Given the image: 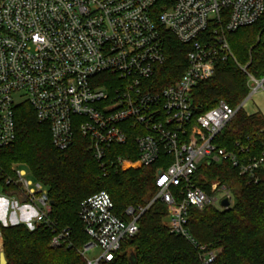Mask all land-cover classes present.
Returning a JSON list of instances; mask_svg holds the SVG:
<instances>
[{
	"label": "built area",
	"instance_id": "obj_1",
	"mask_svg": "<svg viewBox=\"0 0 264 264\" xmlns=\"http://www.w3.org/2000/svg\"><path fill=\"white\" fill-rule=\"evenodd\" d=\"M263 16L264 0H0V149L15 142L16 110L28 104L37 121L49 126L59 151L80 134L102 167L112 147H134L137 153L135 160L118 156L122 170L156 167V195L137 216L127 211L130 222L115 215L106 192L81 203L88 237L79 250L84 264L113 262L157 201L166 207L170 232L195 247L201 264H218L217 252L197 244L186 225L191 208H222L231 195L219 183L206 193L195 175L203 162L229 160L255 181L264 154L241 161L215 144L246 100L237 108L220 101L202 112L194 94L215 76L217 64L232 57L228 35ZM166 33L191 49L179 80L156 89V71L166 61ZM252 83L254 92L264 89L263 80L249 77L250 88ZM15 173L19 192L12 205L27 216L19 222L30 229L46 225L53 233L51 247H71V230H60L48 218V191L26 170ZM94 249L101 253L90 260Z\"/></svg>",
	"mask_w": 264,
	"mask_h": 264
},
{
	"label": "trees",
	"instance_id": "obj_2",
	"mask_svg": "<svg viewBox=\"0 0 264 264\" xmlns=\"http://www.w3.org/2000/svg\"><path fill=\"white\" fill-rule=\"evenodd\" d=\"M165 37L166 61L156 71V89L179 80L191 49L169 33ZM227 39L232 57L217 64L215 76L195 91L194 104L202 112L220 101L232 108L239 107L251 93L249 77L264 80V16L256 24L229 34ZM215 144L233 152L241 161L261 157L264 116L241 108L217 136ZM118 156L135 160L137 153L134 147H112L102 167L89 141L80 134L71 147L59 151L52 145L49 126L37 121L28 104L18 107L16 140L0 149V185L6 194H17L15 170L26 167L30 178L48 191L53 202L49 220L60 230H71L72 246L51 247L53 233L46 225L34 229L24 223L0 225L7 264H84L79 250L88 237L79 209L82 202L100 192L110 195L115 215L125 222L133 218L127 215L129 209L135 211V216L145 209L156 195V167L122 170L115 163ZM14 164L17 167L12 169ZM256 176L257 180L250 181L229 160L203 162L198 168V188L210 194L212 185L219 183L231 195L228 208H191L186 225L197 244L217 252L218 264H264V166ZM7 179L12 184L7 185ZM166 218V207L155 202L141 215L138 233L125 241L115 260L107 264H201L195 247L164 225Z\"/></svg>",
	"mask_w": 264,
	"mask_h": 264
},
{
	"label": "rangeland",
	"instance_id": "obj_3",
	"mask_svg": "<svg viewBox=\"0 0 264 264\" xmlns=\"http://www.w3.org/2000/svg\"><path fill=\"white\" fill-rule=\"evenodd\" d=\"M251 87H252L251 94L246 99V101L243 103V109L250 114L257 113L260 116H264V89H259L258 91L254 92L253 83L251 84ZM16 167H17V164H14L12 166V169H15ZM21 169L27 170L26 167H21ZM15 196L16 195L6 194L3 191V186L0 185V225H3V226L16 225L20 223L19 221L26 219L27 216L24 213H22V216H21L20 211L17 209H14L12 205L13 198H17ZM164 225L166 226L169 225V218H166L164 220ZM127 250L128 249H125V251ZM100 253L101 252L99 249H94L87 254V258L90 260L95 259L96 257L100 255Z\"/></svg>",
	"mask_w": 264,
	"mask_h": 264
},
{
	"label": "water",
	"instance_id": "obj_4",
	"mask_svg": "<svg viewBox=\"0 0 264 264\" xmlns=\"http://www.w3.org/2000/svg\"><path fill=\"white\" fill-rule=\"evenodd\" d=\"M263 82H264V80H263ZM22 202V201H21ZM53 204V202L51 201V205ZM229 205H230V201L228 200V199H224V200H222L221 201V203H220V206L222 207V208H228L229 207ZM0 264H7V260H6V257H5V255L4 254H2L1 255V258H0Z\"/></svg>",
	"mask_w": 264,
	"mask_h": 264
}]
</instances>
